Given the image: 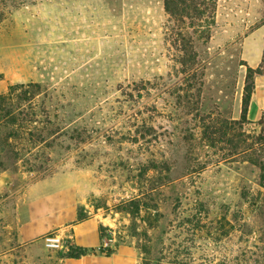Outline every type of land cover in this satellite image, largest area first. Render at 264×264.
Wrapping results in <instances>:
<instances>
[{"label":"rangeland","instance_id":"374dc122","mask_svg":"<svg viewBox=\"0 0 264 264\" xmlns=\"http://www.w3.org/2000/svg\"><path fill=\"white\" fill-rule=\"evenodd\" d=\"M182 20L163 0H0V94L38 83L52 94L45 123L78 129L35 168L27 153L0 167V264H60L42 241L20 245L13 195L56 173L81 182L105 236L136 246L140 264H264L263 133L237 121L248 67L264 73V0ZM204 161L180 210L199 199L207 214L188 222L165 186Z\"/></svg>","mask_w":264,"mask_h":264},{"label":"trees","instance_id":"16d2710c","mask_svg":"<svg viewBox=\"0 0 264 264\" xmlns=\"http://www.w3.org/2000/svg\"><path fill=\"white\" fill-rule=\"evenodd\" d=\"M218 1L219 0H163V6L166 13L170 15L171 18L180 17L184 22V18L186 17L191 18L192 20H199L206 15V17L209 18V21L213 23L216 16ZM257 73L262 72L259 69L254 70L251 67H248L246 75L247 83L244 87V95L242 99V114L241 117L237 119V121L241 123L247 121L250 122L247 119V110L254 87V76ZM39 87L40 85L38 83H21L10 86L9 95L0 94V167H3L4 169H8L6 166H8L7 163H9L10 159L12 162L19 159L23 160L27 154L32 156V160L28 162L30 166L28 168L32 169L39 166V159H45L47 157L46 154H49L48 149L52 146L59 145L57 144L58 139L63 134H68V132L72 130L74 133L71 138H74L75 133L78 131L76 127H70L71 129L69 128V130V122L64 125L55 124L54 122L45 123L44 115L47 112L49 113V111L44 107L47 106V101L52 99V94L45 92V90L38 91L36 88ZM15 92H17V102L14 101L12 96ZM74 120L75 119L72 121ZM257 124L261 127V131L263 133L262 139H264V115L259 121H257ZM223 125L225 130H223L222 136L225 137L228 133V129L230 128V123L228 121H224ZM203 128L206 130L202 129L200 132L201 135L205 134V136H202L201 139L205 141L206 135L209 139H212L213 137L211 134L209 135L210 131L209 133L207 131L210 130V126L206 125ZM191 130L192 129H190V131ZM213 132H216V130ZM189 134L191 133H186L184 137L189 139ZM201 144L202 143H200V145ZM5 156H7L6 160ZM24 160L26 161V159ZM166 162H168L166 159H162L159 162V165L156 166L163 165ZM200 163L199 167H193L192 169L189 168V170L183 174L184 176L190 175L189 182L186 183L182 177L168 182L165 187H173L174 191H176L175 189H180L179 191L173 193V197L171 199L167 197V195H163V197H161L162 206L166 204L168 199L173 200V202L176 203L175 215H182L183 219L188 222H201V218L207 214L203 201L199 199L194 202L192 201V204H194L193 211L190 210V212H188L186 210L181 212L180 210V206L184 204L185 201L191 200L188 195V190L191 189L190 184L194 182V177L192 176L198 174L209 166L207 161ZM215 163H219V161L216 160ZM178 185L184 186L181 189L178 188ZM196 193L197 190L195 189L193 195L195 196ZM139 202L140 201H135L137 210L140 208ZM81 216H83V213H80V217ZM156 216L166 217L167 215L163 211H158L156 212ZM102 235L105 236L103 229ZM205 239L206 238L203 236L199 238L201 244L202 242L204 243ZM184 245L186 246V243ZM107 252L109 253L110 249L107 250ZM84 253V249L70 246L67 254L72 257H79ZM64 255L65 253L62 254V256Z\"/></svg>","mask_w":264,"mask_h":264},{"label":"crops","instance_id":"0c3cea01","mask_svg":"<svg viewBox=\"0 0 264 264\" xmlns=\"http://www.w3.org/2000/svg\"><path fill=\"white\" fill-rule=\"evenodd\" d=\"M238 113L241 117L242 101ZM263 115L264 73H257L247 119L256 123ZM2 195L3 187H0V198ZM13 195L16 196L17 237L20 245L42 241L45 235L54 232L59 233L66 244L65 249L55 250L61 253L58 259L60 264H140L136 246L116 244L102 235L104 222L98 214L88 211L81 182L71 178L68 173H56L28 183ZM80 213L83 216L80 217ZM105 242H109V247L104 249ZM70 246L82 248L85 253L79 257L69 256Z\"/></svg>","mask_w":264,"mask_h":264},{"label":"built area","instance_id":"2783aa9c","mask_svg":"<svg viewBox=\"0 0 264 264\" xmlns=\"http://www.w3.org/2000/svg\"><path fill=\"white\" fill-rule=\"evenodd\" d=\"M43 244L48 248L52 250H63L66 247L65 241L63 237L59 233H49L45 235L42 239ZM109 242H105L103 245V248H108Z\"/></svg>","mask_w":264,"mask_h":264}]
</instances>
